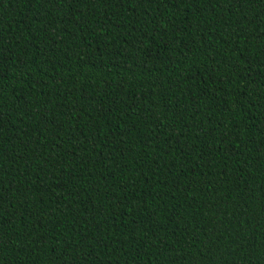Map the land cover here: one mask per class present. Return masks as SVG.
<instances>
[{
    "label": "trees",
    "instance_id": "trees-1",
    "mask_svg": "<svg viewBox=\"0 0 264 264\" xmlns=\"http://www.w3.org/2000/svg\"><path fill=\"white\" fill-rule=\"evenodd\" d=\"M0 264H264V0H0Z\"/></svg>",
    "mask_w": 264,
    "mask_h": 264
}]
</instances>
